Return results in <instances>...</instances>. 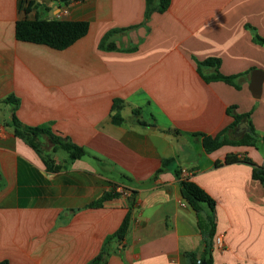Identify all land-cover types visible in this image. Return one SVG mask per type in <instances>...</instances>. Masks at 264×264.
<instances>
[{
  "label": "crops",
  "instance_id": "0c3cea01",
  "mask_svg": "<svg viewBox=\"0 0 264 264\" xmlns=\"http://www.w3.org/2000/svg\"><path fill=\"white\" fill-rule=\"evenodd\" d=\"M30 1V18L85 21L89 31L65 50L19 41L20 0H0V262L91 264L130 212L129 232L108 244L105 264H189L187 255L201 260L208 245L212 264H264V182L253 176L264 143L203 146V136L233 125L234 106L264 138V46L254 41V33L264 39V0H171L149 18L147 0ZM209 58L234 85L203 78L198 63ZM14 115L87 154L71 160L41 136L58 167L49 171L15 135ZM237 128L230 138L247 134ZM229 154L253 165L223 164ZM184 169L216 201L213 238L182 195ZM211 215L204 205L205 224Z\"/></svg>",
  "mask_w": 264,
  "mask_h": 264
},
{
  "label": "trees",
  "instance_id": "16d2710c",
  "mask_svg": "<svg viewBox=\"0 0 264 264\" xmlns=\"http://www.w3.org/2000/svg\"><path fill=\"white\" fill-rule=\"evenodd\" d=\"M62 3L67 7L73 1L77 0H61ZM154 0H147V13L146 17L149 18L153 12H164L166 11L171 4V0H160V4L157 7H153ZM34 4L30 0H20V10L25 12L26 17L20 19L16 25V37L19 41L29 42L34 44H41L49 46L56 50H65L74 45L77 41L85 37L89 31V23L85 21H70L66 19H43L38 15H35L34 18H30L29 15L33 12ZM125 31V30H121ZM120 32V30L113 31L109 33L105 39L103 40L102 47H106V44L109 42L110 38ZM254 33V32H253ZM254 41L262 46H264V39L259 35L254 33ZM199 72L203 76V78L207 82L213 81H223L228 84H235L236 76H225L220 72L221 62L219 59L209 58L201 63H198ZM211 67L214 69V74L210 76H206L203 73V70ZM7 102H11L14 105L15 110L19 105V100L14 97H9ZM121 106H115V108H120ZM237 107H231L228 110L230 116L234 118L233 125L228 129L222 131L216 137L211 136H203V146L207 153H214L225 146H255L257 141H262L264 143V138L258 136L255 132V129L250 121L249 128L251 130L250 133L245 134L243 137L238 139L230 138L228 132L230 130H234L238 127L243 121L248 120L250 114L248 115H240L237 114ZM123 119L120 116L115 117V121L121 122ZM140 123L144 124V122ZM10 126L14 128L15 135L19 138L25 140L31 147H33L36 152L42 157L45 165L47 166L49 171H56L58 167L55 165V161L52 159L50 155H46L44 152V147L40 141L41 136L48 137L50 142L55 145V149L61 147L65 151H67L70 155L71 160H77L84 157L87 153L84 148L79 147L70 141H63L58 136L54 135L52 129L48 126H39V127H29L23 125L16 115H14L13 119L9 123ZM237 163H245L249 165H253L252 161L248 158H239V156L235 154L227 155L223 164L231 165ZM220 162L216 163L217 167L223 165ZM253 176L255 179H259L264 182V167L262 168H254ZM180 178V173H179ZM181 180V191L184 199L187 203L197 212L200 219V227L203 232H206L207 227L209 228V236L213 238L216 234V222H215V208L216 201L212 198V196L207 193L202 187H200L195 182L190 179ZM118 195L116 192L114 194H106L104 195L98 202H96L93 206H101L103 202L107 201L110 198ZM131 200L132 196L130 197ZM207 205L211 210V216L209 217V223L205 224L202 217L200 216L202 207ZM133 204H131V207ZM131 221V213L129 212L125 217L121 227L119 230L107 239L105 247L101 254L95 258L91 264H105L106 257L109 253L107 248L108 244L112 242V240L123 241L130 228ZM207 250L203 258L200 260V264H212L213 263V246H207ZM189 259V264H199V258L195 253H189L187 255ZM0 264H10L8 261L0 262Z\"/></svg>",
  "mask_w": 264,
  "mask_h": 264
},
{
  "label": "built area",
  "instance_id": "2783aa9c",
  "mask_svg": "<svg viewBox=\"0 0 264 264\" xmlns=\"http://www.w3.org/2000/svg\"><path fill=\"white\" fill-rule=\"evenodd\" d=\"M67 14H68V11L65 10L64 11V15H67ZM188 177H189V173L185 169L182 170L181 174H180V178L182 180H187ZM120 191L127 198H130L132 196V193L129 190L120 189ZM215 242H216V245L221 247L222 246V242H223V238L221 236H219V237L216 238ZM198 262H199V264L201 263L200 260Z\"/></svg>",
  "mask_w": 264,
  "mask_h": 264
},
{
  "label": "water",
  "instance_id": "95a60500",
  "mask_svg": "<svg viewBox=\"0 0 264 264\" xmlns=\"http://www.w3.org/2000/svg\"><path fill=\"white\" fill-rule=\"evenodd\" d=\"M250 132H251V130H250L249 126L246 123H241L237 128L236 134H237V136H241L245 133H250Z\"/></svg>",
  "mask_w": 264,
  "mask_h": 264
},
{
  "label": "rangeland",
  "instance_id": "374dc122",
  "mask_svg": "<svg viewBox=\"0 0 264 264\" xmlns=\"http://www.w3.org/2000/svg\"><path fill=\"white\" fill-rule=\"evenodd\" d=\"M260 150H261V153H263V154H264V145H263V146H261Z\"/></svg>",
  "mask_w": 264,
  "mask_h": 264
}]
</instances>
